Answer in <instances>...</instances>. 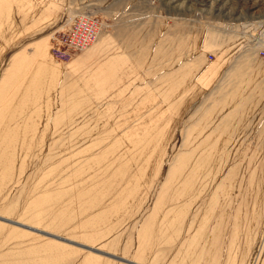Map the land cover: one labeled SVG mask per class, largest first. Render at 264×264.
<instances>
[{
  "label": "rangeland",
  "instance_id": "rangeland-1",
  "mask_svg": "<svg viewBox=\"0 0 264 264\" xmlns=\"http://www.w3.org/2000/svg\"><path fill=\"white\" fill-rule=\"evenodd\" d=\"M257 4L0 0V217L137 264H264V61L236 43ZM78 14L96 40L53 54ZM203 140L227 161L195 203ZM0 264L124 263L0 221Z\"/></svg>",
  "mask_w": 264,
  "mask_h": 264
},
{
  "label": "bare ground",
  "instance_id": "bare-ground-1",
  "mask_svg": "<svg viewBox=\"0 0 264 264\" xmlns=\"http://www.w3.org/2000/svg\"><path fill=\"white\" fill-rule=\"evenodd\" d=\"M64 28V27H63ZM227 107V105H224V106H222L221 107V109H220V112L218 113V116H219V119L220 120H217L218 121V124H215L214 122H211V125H212V127H213V131H222V127L219 125V123H221V121H224V118H225V116H227L228 114H231V111H228L227 113H225V108ZM218 131V132H219ZM221 131H220V133H221ZM212 133V132H211ZM217 134H219V133H217ZM215 136V135H214ZM214 138V137H213ZM216 138V137H215ZM211 140H212V138H211ZM211 140H209V142L211 141ZM218 140V139H217ZM219 140H220V137H219ZM222 140V139H221ZM194 142H197V141H194ZM212 142V141H211ZM226 142V141H225ZM225 142H214L213 144H214V146L213 147H217V149L219 148H221V147H224V144H225ZM207 142H206V140H203V141H201L200 143L199 142H197V143H194V144H192L193 145V149H192V154H191V156H190V158H192L193 160V164L189 167V169H190V171H191V175H189V177L187 178V179H182L183 180V182L185 183L186 181H187V183L186 184H183L182 186H185V187H187L188 186V183L190 184V185H195L194 187H195V190H196V192L197 191H201V193H200V196H198L197 198H193V195H192V199L190 200L191 202H193V201H195V203L197 202V201H199L200 200V197L201 196H203V194H204V188H206V189H208L209 190V188H211L210 186H212L214 183H215V180H216V178L217 177H219L220 175H221V173H222V171H223V164L227 161V158L226 157H223L224 155H222L221 156V154L219 155V154H217V153H215L216 152V148H213L214 149V152L213 153H211L210 154V156H209V154L207 153V154H204V150L207 148L206 146H207ZM209 145V144H208ZM211 147H212V145H211ZM210 147V148H211ZM213 151V150H212ZM221 152H223V150H221ZM220 153V152H219ZM190 163H192L191 161H190ZM217 164V165H216ZM186 165H187V163H186ZM188 168V167H187ZM184 169V168H183ZM188 170V169H187ZM209 171V173L207 174V172ZM213 171H215L214 173H216V175L215 176H212V174H213ZM186 172V171H185ZM185 174V173H184ZM183 174V175H184ZM188 174V173H187ZM179 175H180V172H179ZM177 176H178V174H177ZM176 179V178H175ZM202 180V184H203V187L204 188H202V186L200 185H197L200 181ZM177 183H178V181H177ZM200 184H201V182H200ZM175 185H177V184H175ZM174 185V186H175ZM178 188L180 189V187L178 186ZM218 188V187H217ZM199 189H201V190H199ZM205 189V190H206ZM181 190V189H180ZM182 190H185V189H182ZM190 190V189H189ZM207 191V190H206ZM212 191H213V189H212ZM211 191V192H212ZM207 193V192H206ZM206 193L204 194V195H206ZM190 194H192L191 192H190ZM208 194V193H207ZM185 195H186V193H185ZM187 195H189V194H187ZM186 195V197H189V196H187ZM178 196L179 197H182V192L180 191L179 193H178ZM207 196V195H206ZM205 197V196H204ZM184 197H182V199H183ZM203 198V197H202ZM190 199V198H189ZM189 199H187V200H189ZM184 200V199H183ZM187 200H186V202H187ZM206 200V199H205ZM204 200V201H205ZM179 201H180V199H179ZM207 201H209L208 199H207ZM176 203V202H175ZM178 203V202H177ZM181 203V202H180ZM179 203V204H180ZM190 203V202H189ZM203 204H205V203H203ZM178 208V207H177ZM184 209V208H183ZM187 211V210H186ZM190 220V219H189ZM163 224V223H162ZM161 224V225H162ZM177 224V223H176ZM168 227V226H167ZM190 227V226H189ZM165 229V228H164ZM79 244V243H78ZM106 253V252H105ZM131 262V261H130ZM134 263V262H133ZM135 264H137V263H135Z\"/></svg>",
  "mask_w": 264,
  "mask_h": 264
},
{
  "label": "built area",
  "instance_id": "built-area-1",
  "mask_svg": "<svg viewBox=\"0 0 264 264\" xmlns=\"http://www.w3.org/2000/svg\"><path fill=\"white\" fill-rule=\"evenodd\" d=\"M64 30L60 37L53 36L51 49L53 54L58 56H68L75 50L86 48L98 34L97 19L89 14H78L67 18ZM257 51L260 52L264 61V28L253 36Z\"/></svg>",
  "mask_w": 264,
  "mask_h": 264
},
{
  "label": "crops",
  "instance_id": "crops-1",
  "mask_svg": "<svg viewBox=\"0 0 264 264\" xmlns=\"http://www.w3.org/2000/svg\"><path fill=\"white\" fill-rule=\"evenodd\" d=\"M241 1H243V0H241ZM244 6H246V5H244ZM246 8L247 7H245V8L243 7V8H240V10L243 11V10H246ZM247 10L251 11L248 15H244V16L240 15V17L236 19V23L239 26L238 33H237V39H236V41H237L236 43L238 46H241L242 42L251 40V38L256 33H258V31L261 30L264 26V7H261L257 4V6L256 5L251 6V7L247 8ZM98 43H100V42H97L96 45H99ZM98 47H100V46H95V45L92 46L91 47L92 49H89L87 52H85V54L86 53L90 54V52L94 48H98ZM79 57H82V54Z\"/></svg>",
  "mask_w": 264,
  "mask_h": 264
},
{
  "label": "water",
  "instance_id": "water-1",
  "mask_svg": "<svg viewBox=\"0 0 264 264\" xmlns=\"http://www.w3.org/2000/svg\"><path fill=\"white\" fill-rule=\"evenodd\" d=\"M0 221L3 222V223H7V224H10V225H13V226H16V227H19L21 229H24V230H27V231H30V232H33V233H36V234H39V235H42V236H45V237H48V238H52L54 240H57V241H60L62 243H65V244H68V245H71V246H74V247H77V248H80V249H83V250H86L90 253H93V254H97V255H100V256H103V257H106V258H109V259H112V260H115V261H118V262H121V263H124V264H135L133 262H130V261H127V260H124L122 258H119V257H115L111 254H108V253H105V252H102V251H99L97 249H93V248H90V247H87V246H84V245H81V244H78V243H75L73 241H70V240H67V239H64V238H60V237H57V236H54V235H51V234H48V233H45L43 231H39L37 229H33L31 227H28V226H25V225H22V224H19L17 222H12V221H9L7 219H4V218H1L0 217Z\"/></svg>",
  "mask_w": 264,
  "mask_h": 264
}]
</instances>
